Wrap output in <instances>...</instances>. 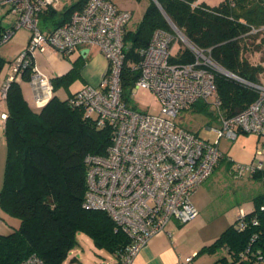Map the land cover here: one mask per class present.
I'll return each mask as SVG.
<instances>
[{
    "label": "built area",
    "instance_id": "2783aa9c",
    "mask_svg": "<svg viewBox=\"0 0 264 264\" xmlns=\"http://www.w3.org/2000/svg\"><path fill=\"white\" fill-rule=\"evenodd\" d=\"M198 6L203 0H185ZM57 0H0L8 6V14L17 21L0 37V45L8 42L16 29L27 27L31 34L27 47L7 64L8 76L3 85L6 97L10 83L22 78L29 58L38 52L54 49L69 56L78 47L98 46L108 60V71L99 85L89 84L70 98L71 105L84 108L99 128L109 126L111 143L104 155L89 153L87 189L83 206L107 212L116 224V230L129 237V243L117 254L115 264H134L139 252L157 233L164 232L173 220L182 225L199 214L192 200L193 193L212 175L225 157L219 147L220 139H236L239 132H253L260 136L255 156L250 163H234L235 175L264 172V81L248 82L258 91L257 99L245 110L226 118L214 128L218 138L211 142L201 138L187 127L176 123L178 114L200 100L217 97L215 76L211 67L216 64L202 50L185 40L176 27L173 31L158 28L150 43L140 49V60L134 64L139 71L133 90L147 89L161 104L159 114L134 109L122 95L121 73L125 63L124 34L132 13L119 8L112 0H87L68 21L54 30L43 32L39 15ZM262 27H251L250 33H259ZM180 37L195 53L193 62L178 63L172 58L174 42ZM32 84L35 99L41 103L45 96H53L51 78L33 66ZM45 91V92H43ZM5 118V114L3 115ZM230 159V158H228ZM232 160V159H230ZM264 182V175L262 177ZM264 210V205L261 206ZM241 212L235 224L239 231L259 225L257 216ZM258 233L251 236L241 259L264 264V253L256 245ZM193 259L188 256L187 264ZM20 264H44L32 255Z\"/></svg>",
    "mask_w": 264,
    "mask_h": 264
},
{
    "label": "trees",
    "instance_id": "16d2710c",
    "mask_svg": "<svg viewBox=\"0 0 264 264\" xmlns=\"http://www.w3.org/2000/svg\"><path fill=\"white\" fill-rule=\"evenodd\" d=\"M158 1L162 8L150 0L138 27L125 29L126 58L121 73L125 102L128 103L127 90H133L139 76L134 64L140 60V49L150 43L156 29L173 31L167 15L186 40L216 64L211 71L215 76L220 114L229 118L248 108L258 97V91L248 82H262L264 73V58L259 62L251 59L253 52L264 49V30L250 33L252 26H264V0H222L216 6L202 1L195 7L185 0ZM86 3L87 0H78L62 11L52 5L45 7L39 15L41 31L45 32L44 24L60 18L50 31L54 30ZM6 29L0 24V37ZM195 59L189 47L172 58L178 63ZM6 63L0 56V73ZM33 66L31 56L22 73L23 80L32 79ZM79 69L80 65L74 61L73 69L60 80L77 74ZM51 81L55 91L57 78ZM6 100L9 106L5 126L7 159L0 207L18 216L20 224L10 233H0V264H20L32 255L38 256L44 264H63L78 243V232L87 234L98 247L117 254L129 243V237L116 230L107 212L83 206L87 189L85 157L89 153H106L112 139L111 128H99L93 118L86 116L84 108L73 106L69 98L63 100L58 95H53L39 110L34 109L17 81L10 83ZM263 175L264 172H259L255 176L262 178ZM262 205L264 200L258 197L255 209L248 214L257 216L259 225L239 231L234 222L198 253H214L226 248L230 257L222 256L216 264H256L241 259V252L251 236L258 233L256 245L264 253Z\"/></svg>",
    "mask_w": 264,
    "mask_h": 264
},
{
    "label": "rangeland",
    "instance_id": "374dc122",
    "mask_svg": "<svg viewBox=\"0 0 264 264\" xmlns=\"http://www.w3.org/2000/svg\"><path fill=\"white\" fill-rule=\"evenodd\" d=\"M78 0H57L59 6H70ZM117 5L130 9L134 12L133 21L136 25L141 22L143 15L150 3V0H113ZM209 6H216L222 0H203ZM66 6V7H67ZM8 6L0 5V24L3 27L12 26L17 21V16L8 14ZM15 25V24H14ZM10 28V27H9ZM31 32L25 27L21 26L16 29L13 37L6 43L0 45V52L5 54L6 58H10L17 54L21 46L26 44ZM184 47H188L187 43L180 37L174 42L172 52L176 56L178 52ZM261 52H253L254 56L251 58L253 62H259L264 58V49ZM20 54V53H19ZM15 58V57H14ZM90 70V66L84 65V70ZM261 80L264 81V73L261 75ZM83 78L75 77L72 80V89H77L83 83ZM126 99L128 105L134 109L147 112L150 114H159L161 112V104L156 95L147 89H128L126 92ZM220 111L213 99L209 101L200 100L196 104L182 110L176 117V123L187 127L190 130L196 131L201 138L208 141L217 140L218 136L214 128L221 125ZM260 136L253 132H239L236 139H231L227 136L220 139L219 147L224 152V159L217 165L213 176L209 177L198 189L196 194L193 195L192 200L199 203L200 215L191 219L186 224L190 226L199 227V233L205 240L217 239L220 233L225 231L229 226L233 211L244 205L251 208L255 205L253 197L258 195L264 188V184L260 181L253 183L249 182L247 178L250 177L248 171L244 172L242 176L235 174L234 163L247 164L252 161L255 156L256 147L258 145ZM254 151L253 158L252 153ZM232 160H230V159ZM0 172L3 173L4 181L6 170V159L0 160ZM252 186V187H251ZM251 192L253 196L250 198ZM83 233V232H78ZM85 234V233H83ZM88 238V240H87ZM78 239V235H77ZM80 248L85 254L102 253V255L112 256V252L107 249L98 247L94 241L88 236L83 235L79 239L74 248ZM73 248V249H74ZM93 248V249H92ZM230 257L226 248L209 253L202 252L198 257L200 264H213L216 259L222 256Z\"/></svg>",
    "mask_w": 264,
    "mask_h": 264
},
{
    "label": "crops",
    "instance_id": "0c3cea01",
    "mask_svg": "<svg viewBox=\"0 0 264 264\" xmlns=\"http://www.w3.org/2000/svg\"><path fill=\"white\" fill-rule=\"evenodd\" d=\"M58 4L59 2H55L52 5L58 11H62L67 6V5L59 6ZM117 6L121 9H124V7H121L119 5ZM130 11L132 13V17L126 26L127 31L135 30L138 27V25H136V23L132 20L134 17V12L132 10ZM59 20L60 18L56 22L44 24L43 30L45 32H49L56 25H58L57 23ZM14 24L12 26H8L5 28H9V27L11 28L14 26ZM28 42H29V38L26 41V44L21 46L17 54H15L10 58L9 57L6 58L5 54L0 52V56L4 57L7 60V63L4 65V68L0 73V160L1 161L7 159V139L5 135V126H6V117L9 112V106L6 97L3 96V85L6 82V78L8 76L7 64L13 61L19 55V53L22 52L27 47ZM74 61H77L78 65H80V69L78 73L73 74L72 76L64 80H60V78L69 74V72L73 69ZM34 65L38 67V69H40L45 75L49 76L51 79L57 78V84H56L57 88L53 92V95H58L63 100L70 98L74 93H76L78 90L85 87L86 85L101 84L104 77L107 74L109 67L108 60L105 58V56L103 55V53L101 52L98 46L78 47L69 56H63L59 52L51 48L46 51L38 52L37 54H35ZM84 65H86L87 67L90 66L91 69L90 70L86 69L82 73L83 71L82 68ZM81 76L84 80L81 86H79L77 89H72V85H73L72 80L75 77H81ZM17 82L21 85L23 95L32 108L39 110L48 102L47 100L44 104H42L36 101L35 89L31 80L27 81V80H23V78H20L19 80H17ZM4 114H5V118L3 117ZM193 132L196 133V131ZM253 155H254V151L252 153V157L250 158V160L253 158ZM222 159L220 160V162L222 161ZM220 162L218 164H220ZM0 164H2V162H0ZM213 173L210 177L213 176ZM2 178H3V173L0 172V190L2 189L3 186V181L1 183ZM247 180L252 183V186L253 183L258 181L264 184L261 176L250 175V177L247 178ZM198 189L193 193V195L196 194ZM252 196L253 194L251 192L250 198ZM258 197L264 200V188L262 189V191H260L258 195H255L253 197L254 202L257 200ZM193 202L199 210L198 205L200 204L196 203V201L194 200ZM254 209H255V205L252 206L251 208H247L244 205H241L239 208L233 211V215L231 217V221L229 222V224L233 225V223L236 222L241 212H250ZM199 215H200V210L197 217ZM19 224H20V218L18 216L11 215L0 207V233L3 234L10 233L16 227H18ZM190 225L191 224L189 223L186 225H182L177 220L171 221L166 226L164 232L157 233L150 239L149 243L139 252L138 256L135 259L134 264H184L186 263L185 260L188 256H192L193 259L187 264H200L199 263L200 261L198 259V257L200 256V253H198L199 250L203 246L209 245L212 242H214L215 239H212L210 241L205 240L204 237L199 233L200 228L195 227V225L194 226H190ZM77 235L79 241V239H81L85 234L79 233ZM111 254L112 256H106L104 254L102 255V253H96V252L93 253L92 255L85 254L78 247L70 251L68 258L64 261L63 264H115L117 261L116 254L114 252H112ZM216 261L213 264H216Z\"/></svg>",
    "mask_w": 264,
    "mask_h": 264
},
{
    "label": "water",
    "instance_id": "95a60500",
    "mask_svg": "<svg viewBox=\"0 0 264 264\" xmlns=\"http://www.w3.org/2000/svg\"><path fill=\"white\" fill-rule=\"evenodd\" d=\"M157 4H158V6H160V8H162V6H161V4L159 3V1L158 0H154ZM166 15V14H165ZM166 17H167V19H168V21H169V23L171 24V26H174V27H176V29H178L180 32H181V30L172 22V20L166 15ZM185 37V36H184ZM185 40H186V38H185ZM188 42L190 43V44H192L189 40H188ZM225 72V71H224ZM227 74H229V75H231V76H234V77H236V78H238L236 75H234V74H231V73H229V72H226Z\"/></svg>",
    "mask_w": 264,
    "mask_h": 264
},
{
    "label": "bare ground",
    "instance_id": "6f19581e",
    "mask_svg": "<svg viewBox=\"0 0 264 264\" xmlns=\"http://www.w3.org/2000/svg\"><path fill=\"white\" fill-rule=\"evenodd\" d=\"M185 38V37H184ZM187 41V40H186ZM43 92H45V91H43ZM48 96V95H47ZM47 96H45L44 97V99L42 100V102L41 103H43V102H45V101H47V99H48V97Z\"/></svg>",
    "mask_w": 264,
    "mask_h": 264
}]
</instances>
